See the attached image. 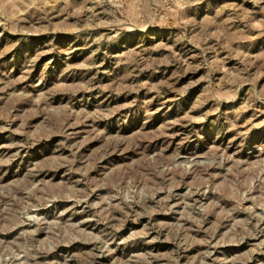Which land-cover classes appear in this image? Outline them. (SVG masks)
Wrapping results in <instances>:
<instances>
[{
  "label": "rangeland",
  "instance_id": "obj_1",
  "mask_svg": "<svg viewBox=\"0 0 264 264\" xmlns=\"http://www.w3.org/2000/svg\"><path fill=\"white\" fill-rule=\"evenodd\" d=\"M0 264H264V0H0Z\"/></svg>",
  "mask_w": 264,
  "mask_h": 264
}]
</instances>
